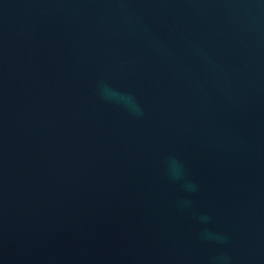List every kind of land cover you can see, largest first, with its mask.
<instances>
[{
	"label": "water",
	"instance_id": "water-1",
	"mask_svg": "<svg viewBox=\"0 0 264 264\" xmlns=\"http://www.w3.org/2000/svg\"><path fill=\"white\" fill-rule=\"evenodd\" d=\"M0 264H264V2L0 0Z\"/></svg>",
	"mask_w": 264,
	"mask_h": 264
},
{
	"label": "clouds",
	"instance_id": "clouds-1",
	"mask_svg": "<svg viewBox=\"0 0 264 264\" xmlns=\"http://www.w3.org/2000/svg\"><path fill=\"white\" fill-rule=\"evenodd\" d=\"M262 2H264V0H262ZM182 175V169L180 168L179 164L173 160L171 162V176L173 179H178L180 176ZM187 187L189 189H194L195 185L193 184H188ZM203 220H207V217H202Z\"/></svg>",
	"mask_w": 264,
	"mask_h": 264
}]
</instances>
